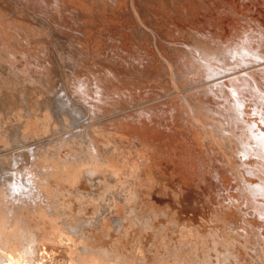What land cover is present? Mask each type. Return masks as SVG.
<instances>
[{
	"label": "bare ground",
	"instance_id": "obj_1",
	"mask_svg": "<svg viewBox=\"0 0 264 264\" xmlns=\"http://www.w3.org/2000/svg\"><path fill=\"white\" fill-rule=\"evenodd\" d=\"M127 61L200 164L106 126ZM0 125V264H264V0H0Z\"/></svg>",
	"mask_w": 264,
	"mask_h": 264
},
{
	"label": "rangeland",
	"instance_id": "obj_2",
	"mask_svg": "<svg viewBox=\"0 0 264 264\" xmlns=\"http://www.w3.org/2000/svg\"><path fill=\"white\" fill-rule=\"evenodd\" d=\"M123 55L125 57L127 56V58L130 57V53H128V52L126 54H123ZM141 58L143 59L142 55H141ZM123 65H124V68H126L128 70V72H129L128 75L129 76H127L126 81L122 83V86H120V88L122 90V93H123L122 94L123 95L122 96V100H117L116 103L118 105H122L124 103V104H126L125 105L126 108H124V109L119 108L118 109L119 112H120V110H122V113H120V114H116V112H111L108 115H106V116H110L111 117V118L109 117V118H105L104 119L105 122H107L106 126H108L109 128H115V123L116 122L121 123V124L123 123L122 126H125L124 127L125 131L127 133L128 132L131 133V134L130 133H128V134H130L133 137L138 138L140 141L142 140V142H145L147 144H150V145H154L155 144L156 146H164L168 142L169 143H174L175 142V144H173L174 146L172 145L175 148L183 147V145L186 146V147H183L185 153H187V152L188 153H190V152L192 153L193 150L194 151L197 150V153H196L197 159H195V160L196 161L198 160L197 162L199 163V161L201 159L199 156H201V154H202L201 153L202 146L200 144H197V142L195 141L194 136H193V128L191 127L190 123L185 119V117L181 113H176L173 116V121H175V122L179 121V123L181 125L180 126L179 123H175L174 122L175 125H177V127L174 124H172L171 126L164 125L163 124L164 118H162V117L161 118L160 117L156 118L155 120H148V121H146V125H143V124L140 123V120H141L140 117L141 116L150 115L151 114V110L150 109H152L153 107H155L157 105L168 103L169 102L168 101L169 98H167L165 100L166 95H164L163 96L164 98L160 99L161 101L160 100H158V101L155 100L154 101V99H156L155 96H154V95H156V94H154L155 91H153L152 89L150 90L146 86V82H149V81H146V80H151V78L153 80L154 79H158V76H152L151 74H149L147 77H142L141 73H140L141 67L138 64L134 63L133 61H127ZM163 99L165 101H162ZM150 101H152V102H150ZM144 112H145V114L143 115ZM18 115H19V110L18 109H14L13 112H12V116L9 119V124H8L11 129L14 128L13 125L18 124V122H19V119L17 118ZM110 119H112V120H110ZM127 122H129V123H127ZM152 124H153V127H152ZM187 124H188V126H186ZM44 125H42V127H44ZM127 125H128V127H126ZM100 128L101 129H99V133L103 134V133L108 132L104 128H102V127H100ZM159 128L161 129L160 131H159ZM185 128L187 129V131L185 130ZM0 129H2L1 125H0ZM169 129H171L173 132L176 131V132H174L175 136H173L174 135L173 132L171 130H169ZM131 130L133 132H131ZM184 131H186V132H184ZM147 132H149V134ZM164 132H165V134H164ZM183 132H184V136L182 135ZM167 133H169V134H167ZM139 134H140V136H139ZM171 134H173V135H171ZM185 134H186V137H185ZM191 134H192V137H191ZM146 135H148L147 139L145 138V137H147ZM169 135L172 136L171 140L169 139L170 138ZM165 136L166 137L169 136L168 139ZM188 136H189V138H188ZM183 137L185 138V140H183ZM177 139H179V141ZM145 140H147V141L149 140V141L146 142ZM166 148L169 149L171 147L170 146L169 147L166 146ZM198 150H200L199 154H198ZM201 161H202V159H201ZM198 168H199V166H198ZM198 168H197V172H200L201 169L198 170ZM174 176H175V173L173 174V176H170V177L162 176L160 178V181H161V183H163L164 180L172 179ZM127 228H129V227H127ZM125 231L126 230H123V232H125ZM150 247H152V248H150ZM150 247L146 251V253L148 255V259L145 260L143 257H141L142 260H143L142 264H161V261L164 258H170L172 260V259L181 257V256H179V257L177 256L178 253L176 251H174V253H172V254H169L165 250H160L159 251L157 246L151 245ZM186 251L189 252V250H186ZM191 252H189L191 254V257L184 256V258L187 259V260L191 259V258H195L194 257V253H191ZM42 253H43V255L45 257H49L47 249H43ZM179 254L183 255L182 252H180ZM129 264H136V263L134 261H131V262H129ZM165 264H166V262H165Z\"/></svg>",
	"mask_w": 264,
	"mask_h": 264
}]
</instances>
